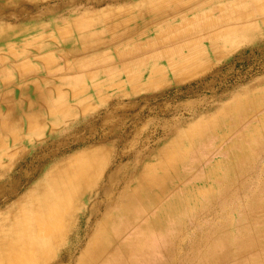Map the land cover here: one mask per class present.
Segmentation results:
<instances>
[{
  "label": "bare ground",
  "instance_id": "1",
  "mask_svg": "<svg viewBox=\"0 0 264 264\" xmlns=\"http://www.w3.org/2000/svg\"><path fill=\"white\" fill-rule=\"evenodd\" d=\"M170 5V12H149L152 18L144 22L145 30H123L131 19L115 14V20L100 23L109 35L107 40L94 31L89 21L72 22V35L67 40L75 45L56 54L60 66L56 64L52 73L47 70L46 61L55 58L54 54L39 60L49 74L46 82L51 88L26 100L25 108L3 105L8 115L0 118V264H160L161 258L168 264H184L176 251L185 233L199 224L202 213L215 209L223 193L246 187L252 179L260 181L258 196L248 190L246 198L247 204H253L249 209L264 205V165L257 167L264 152V135L258 133L264 130V121L260 128L248 126L243 117L245 110L236 101L218 110L232 111L228 121L204 128L194 123L185 131L176 130L177 138L158 152V163L130 174L125 169L113 171L102 184L99 181L107 168L105 149L87 150L79 157L56 161L43 169L63 146L51 144L54 129L77 114L96 113L91 103L100 100L101 95L90 74L94 68L103 69L105 78L100 85L111 89L127 86L135 91L140 86H153L167 73L179 82L186 73L206 68L203 59L235 51L248 39L264 34V0H170ZM138 10V20L148 16ZM100 52L103 56L98 55ZM11 66L17 71L23 67ZM77 91L83 96H77ZM259 109L261 106L254 111ZM46 132L49 137L43 139ZM212 132L220 134L207 139ZM209 139L213 152L218 151L217 159L202 170V159L195 157L191 162V156L201 152ZM42 140L49 148L38 150L35 146ZM222 144L225 146L220 147ZM253 169L257 173L247 176ZM38 176L20 195L22 188ZM90 197L95 199L89 209L92 216L84 221L77 236L73 233L78 228L74 223L76 212L88 211L78 205ZM113 203L117 206L111 212L96 216ZM215 231L214 225L205 231L207 245L191 264H225V246L251 244L246 233L234 239L225 234L218 238V234V241L210 244ZM256 233L264 244V225ZM82 234L89 239L79 249L84 243ZM69 238L70 246H63L64 239ZM255 247V255L241 264H264V246ZM58 252L63 256L54 262Z\"/></svg>",
  "mask_w": 264,
  "mask_h": 264
},
{
  "label": "rangeland",
  "instance_id": "2",
  "mask_svg": "<svg viewBox=\"0 0 264 264\" xmlns=\"http://www.w3.org/2000/svg\"><path fill=\"white\" fill-rule=\"evenodd\" d=\"M137 10L143 14L147 13L148 16L138 20ZM153 10L159 14L170 12L172 10L170 0H0V18H2L0 57L6 59L9 57V60L16 63L33 64L43 68L38 60L33 62L31 59L45 58L50 54L56 56L57 53L66 52L74 46L73 41L67 40V37L72 35L70 27L72 22L89 21L93 24L94 31L107 40L109 35L100 27L101 22L115 20L114 15L117 14L131 19L124 25L123 30L132 28L145 30L144 22L152 18L149 12L156 13ZM61 32L65 35L61 36ZM243 44L245 45L235 51L203 59L202 61L208 64L206 68L199 70L200 72L186 73L179 82H176L172 74L167 73L163 77H158L153 86H140L135 91L127 86L111 89L100 85L105 78L103 69L94 68L90 74L96 80L97 91L101 95L100 100L95 99V102H90L92 107L96 108V113L89 116L77 114L67 123H62L54 129L53 137L50 138L51 144L61 143L63 146L60 147L61 153L45 164L43 169H47L56 161L67 162L79 157L87 150L105 149L108 151V155L105 156L107 168L99 181V184H102L105 176L113 171L125 169L130 174L135 169L141 170L144 166L158 163L160 159L158 152L167 149L169 143L177 138L176 130L185 131L194 123L204 128L222 120L228 121L232 111L218 113V110L225 106L231 107L234 101L243 106L245 110L243 117L247 118L248 126L260 128L261 122L264 121V34L252 40L248 39ZM103 54L104 52H100L98 55L103 56ZM56 59L59 63L57 56ZM54 62L49 61V67L53 66ZM39 75L45 77L41 73ZM90 92L89 90L88 93ZM76 95L83 96L80 91H77ZM83 104L86 105L87 102ZM258 106H261V109L254 111ZM71 109L73 112L74 108ZM258 133L263 136L264 130H258ZM216 134L210 133L207 139L211 137L213 140ZM48 137L49 133L43 136V139ZM211 140H207L210 143L204 146L201 152L191 156V162L195 157L202 159L204 163L202 170L206 166L209 168L217 159L218 151L213 152ZM44 142L45 140H42V143L35 148L38 150L49 148ZM224 146L222 144L220 147ZM207 150L210 152H204ZM259 157L258 168L264 165V152H261ZM256 173L257 170L253 169L247 176L252 177ZM38 179L39 176L32 179L31 184L24 186L20 195ZM127 181L130 183L129 179L125 180ZM257 183L252 179L247 182L246 187L238 186L231 194L223 193L211 213L201 214L199 224L190 227L188 233H185L187 236L181 246L177 248L176 252L183 257L184 264H191L196 255L206 247L204 234L213 225L217 234L210 240V244L217 242L224 234L232 239L239 238L243 233L250 236L251 244L242 243L240 246L233 244L234 246L224 247L225 264L245 263L255 255L257 251L255 246H264L261 244L263 241H259L261 236L255 234V231L264 225V205L249 209V205L253 204H247L248 198H246L248 190L253 194L256 192L254 195L258 196ZM94 200L90 197L79 203L80 209L87 208L88 211L76 212L74 223L78 224V228L77 231L73 230V233L76 232L75 235L81 233L84 221L91 219L89 209ZM116 206L113 203L110 207H104L96 216L101 218ZM92 230L93 227L89 229V234ZM88 239L89 236L84 238L82 234L81 241L84 243L79 249L85 247ZM69 243L70 238L67 241L64 239L63 246H70ZM62 256V252L56 253L54 262H59ZM261 257L264 261V252ZM160 264L168 263L161 258Z\"/></svg>",
  "mask_w": 264,
  "mask_h": 264
},
{
  "label": "crops",
  "instance_id": "3",
  "mask_svg": "<svg viewBox=\"0 0 264 264\" xmlns=\"http://www.w3.org/2000/svg\"><path fill=\"white\" fill-rule=\"evenodd\" d=\"M45 58H48V57L46 56ZM45 58H39V59L35 58V59H36V61L38 60V62L43 65V63L40 62L39 60L45 59ZM9 59H10L9 57L7 59L4 57H0V85H1L0 86V97L3 98V99L0 98V118H5L8 115V112L6 111V109H4L3 105H8L11 107V109L18 108V110L20 108H25L26 104H27L26 100L33 99L35 94L42 93L45 90H47L48 88H51V86H52V85L50 86V84L48 82H46L49 74H47L44 66L42 68V67L35 66L33 64L29 65V64H25V63H16V62H13ZM33 59H31V61H33ZM56 60L57 59L55 56V58H53V59L48 58L46 61L47 64L49 61H55L54 62L55 66L53 65V66L49 67V65H47V68H48L47 70H49L50 73H52L53 70H55V68H56V64H57ZM33 62H35V61H33ZM13 64H17V65H20L23 67L19 71H17V70H14V68L11 66ZM40 73L43 74V76H45V77L40 76L39 75ZM27 74H29L30 76ZM52 76H54V75L52 74ZM55 76H59V75L55 74ZM22 77H25V78H22ZM38 80H42V81L39 82ZM44 82L46 84H44ZM16 87H18L19 89ZM47 120L48 119L45 120L46 123L49 122V120H48V122H47ZM45 134L47 135V132ZM43 136H44V134H43ZM24 145H25V143L22 142L21 146H24Z\"/></svg>",
  "mask_w": 264,
  "mask_h": 264
}]
</instances>
